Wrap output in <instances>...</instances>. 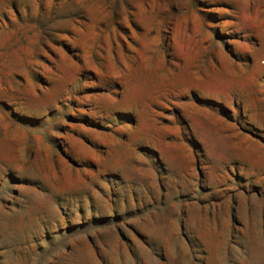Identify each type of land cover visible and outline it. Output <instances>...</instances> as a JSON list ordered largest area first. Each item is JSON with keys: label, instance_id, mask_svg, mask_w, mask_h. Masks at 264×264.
I'll return each mask as SVG.
<instances>
[{"label": "rangeland", "instance_id": "rangeland-1", "mask_svg": "<svg viewBox=\"0 0 264 264\" xmlns=\"http://www.w3.org/2000/svg\"><path fill=\"white\" fill-rule=\"evenodd\" d=\"M0 264H264V0H0Z\"/></svg>", "mask_w": 264, "mask_h": 264}]
</instances>
